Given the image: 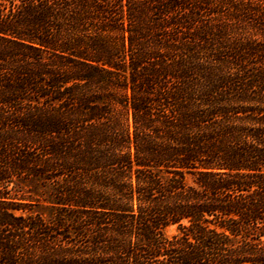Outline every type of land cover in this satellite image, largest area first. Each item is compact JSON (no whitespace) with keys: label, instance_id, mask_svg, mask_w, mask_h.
Wrapping results in <instances>:
<instances>
[{"label":"trees","instance_id":"obj_1","mask_svg":"<svg viewBox=\"0 0 264 264\" xmlns=\"http://www.w3.org/2000/svg\"><path fill=\"white\" fill-rule=\"evenodd\" d=\"M0 264H264V0H0Z\"/></svg>","mask_w":264,"mask_h":264},{"label":"rangeland","instance_id":"obj_2","mask_svg":"<svg viewBox=\"0 0 264 264\" xmlns=\"http://www.w3.org/2000/svg\"><path fill=\"white\" fill-rule=\"evenodd\" d=\"M187 180L190 183L192 182V178L191 177H187ZM24 192L27 193V194H31V195H36L37 194V191L35 189H31V190L25 189ZM176 233H177V228L175 226L169 227L168 229H166V234L168 236L175 235Z\"/></svg>","mask_w":264,"mask_h":264}]
</instances>
